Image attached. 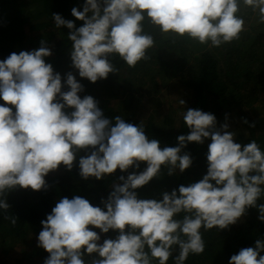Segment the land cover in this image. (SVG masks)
I'll use <instances>...</instances> for the list:
<instances>
[{"label":"clouds","instance_id":"clouds-1","mask_svg":"<svg viewBox=\"0 0 264 264\" xmlns=\"http://www.w3.org/2000/svg\"><path fill=\"white\" fill-rule=\"evenodd\" d=\"M243 4L264 23V0ZM239 11V0H84L82 10L71 9L82 26L58 13L52 18L57 28L69 30L71 66L80 78L96 83L118 73L112 54L132 68L149 59L147 50L155 42L144 32L146 18L164 34L219 47L245 31ZM51 55L42 40L38 49L13 52L0 61V209L10 208L7 193L17 186L46 189L45 177L61 166L71 171L77 163L84 180H101L117 169L133 171L118 177L120 182L101 200L103 208L81 196L55 204L41 220L37 237L49 254L44 264H86L85 256L93 253L90 264H152L153 259L167 264L177 248L175 264H184L190 254L204 252L202 228L228 229L249 208H256L257 219L264 222V204H257L264 194V151L256 141L236 143L227 123L217 128L214 114L189 108L182 113L189 133L177 137V146L161 148L142 124L127 123L120 115L110 120L93 96L81 98L84 86L72 72L62 83L61 74L45 61ZM208 139L202 179L164 191L159 200L138 198L136 190L157 178L162 166L169 176L190 168L192 157L182 150ZM82 150L86 154L77 162ZM141 162L146 167L138 171ZM5 219L13 226L17 222L15 216ZM110 230L116 237L100 243L101 234ZM262 252L264 240L256 239L254 247L241 248L228 264H264Z\"/></svg>","mask_w":264,"mask_h":264},{"label":"trees","instance_id":"trees-1","mask_svg":"<svg viewBox=\"0 0 264 264\" xmlns=\"http://www.w3.org/2000/svg\"><path fill=\"white\" fill-rule=\"evenodd\" d=\"M27 1L29 0H0V61L13 52L19 54L21 51L38 49L43 40L52 52L45 61L53 66L54 72L61 74L62 83L65 74L72 72L84 86V91L78 93L81 98L85 95L93 96L99 102L98 107L104 116L110 120L120 115L127 123L142 124L147 137L157 139L161 148L177 146V137L189 133L182 113L191 108L214 114L217 128L226 122L229 125L228 130L235 133L234 142L244 145L256 141L264 151V115H254L249 110L257 99L264 101V97L260 99V92L256 89L264 92V23L255 22L259 20L258 12L245 5L240 7L237 15L245 21V31L241 33L240 39L224 43L225 49L219 52L215 51L216 47H205L208 44L198 46L203 50L198 52L182 73H175L171 67L176 65L177 61L178 66L187 64L189 52L186 49L187 55L183 56L181 53H184L185 47L182 45L191 39L171 33L164 34L146 18L143 21L144 32L152 35L155 42L154 46L147 50L149 59L141 60L132 68L118 54H112L110 59L118 73H110L107 79L91 83L86 78H80L78 70L71 66L72 42L68 39L69 30L65 27L57 28L52 18L53 13H58L64 19L74 21L76 27L82 26L83 22L71 15V9L77 7L82 10L84 0H33L34 9L30 8L32 4L25 6ZM173 49L178 51L177 54L180 52L183 58L171 51ZM169 56L171 60H177L171 67H163ZM181 59L184 60L183 63ZM172 73L174 78L166 83L167 88L180 86L185 92L184 95L188 96L185 105L168 107L169 105L160 101L159 106H167L166 109L158 111L161 121L144 118L138 110L140 105L137 98H140L142 103L144 93L154 94ZM62 90L67 91V88ZM0 104L4 102L0 100ZM245 120L247 123H244ZM252 124L254 127H250ZM210 142L205 141L202 145L188 143L182 152L190 153L193 160L191 167L183 173L177 170L169 176L167 168L162 166L161 174L157 178L136 190L138 198L159 200L164 191L170 192L181 184L188 185L202 179L207 171L206 155ZM85 154L83 150L77 153V162L79 157ZM145 167L146 163L141 162L138 171H143ZM131 171L133 169L121 173L117 169L114 174L106 175L101 180H84L79 175L77 163H74L71 171L61 166L58 170L50 172L45 177L46 189L33 191L17 186L7 193L6 199L10 208L7 211L0 209V237L4 236L12 243L23 244L29 236L42 230L41 220L46 219L55 204L64 197L71 199L81 196L93 206L103 208L101 200L107 198L114 183L120 182L118 177H126ZM261 187L264 188V185ZM257 204H264V194ZM183 215L181 213L177 218L180 219ZM258 215L256 208H249L246 214L228 229L202 228L200 231L205 242L204 252L199 255L190 254L184 264H228L229 258L241 248L254 247L256 239L264 240V222L257 219ZM6 216L17 217L16 224L13 226L10 220L5 219ZM92 230L99 233V229ZM116 235L112 230L101 234L100 243L106 238L114 239ZM4 254L7 255L0 253V264H9L5 261L7 256H3ZM10 254L8 256H12ZM40 254L44 264L49 254L43 248H40ZM178 254L177 248L167 264H175ZM261 255H264V252ZM31 256L32 252L23 259L27 261ZM95 256V253L86 255V264H90V260ZM152 264H158V260L153 259Z\"/></svg>","mask_w":264,"mask_h":264},{"label":"rangeland","instance_id":"rangeland-1","mask_svg":"<svg viewBox=\"0 0 264 264\" xmlns=\"http://www.w3.org/2000/svg\"><path fill=\"white\" fill-rule=\"evenodd\" d=\"M27 2L28 3H26L25 6L30 5V4L34 3L35 1L29 0ZM243 5H244L243 0H241L240 7L243 8ZM25 6H24V8H25ZM30 8L34 9L35 4H32ZM257 21H259V20H255V22H257ZM200 45H202V44H199L198 42H196L192 39L189 42H185L182 45L185 47V50H184V53H181V54L183 56L187 55V53H185L186 49H187V52H189L188 54L190 57H189L188 61L186 62L187 64H183L182 66H178L177 65L178 61H177L176 65H173V67H171L172 64L175 63V60H177V59L171 60L170 59L171 55H170L169 60L163 65V67L170 66L171 69L174 70L175 73L184 72L185 69L187 68V66L190 65V63L193 61V59H195V56L198 54V52L203 50L202 48L200 49L198 47ZM205 47L208 48V47H212V46L209 43L208 45H205ZM222 49H225L223 44L219 47H216L215 51L219 52ZM171 51H175L176 55H180V52L177 54L178 51L175 49H173ZM179 58H183V57L180 55ZM166 59H168V58H166ZM180 61H182L181 63H183L184 60L181 59ZM173 78H174V76L172 73V76L170 78H166L167 82H165V84H163L162 86L160 85L157 88V91L154 92V94L148 95V94L142 92L145 95V96H143V98H141L142 103L140 102V98H137L138 103L140 105V108L138 110L144 118H153L156 122H160L161 117L158 113V111H160V109L161 110L166 109V107L168 105H169L168 107H176L177 105H181V106L185 105V104L184 105L180 104V100L182 99L186 103V99L188 96H187V94L184 95L185 92H183V90L181 89L180 86H177L180 89L177 87H175V88H169L168 87L167 88L166 83H169ZM256 89L260 92V94H258L259 96H261L260 99H263L264 96H262V94H264V92H261L259 88H256ZM140 93H141V90H140ZM160 101L167 106L166 107L159 106ZM263 104H264V101L261 102L257 99L256 102L253 104V106L249 107L250 113L254 114V115H261V116L264 115V105ZM205 141H210V139L205 140ZM38 234H39V231H37L35 234L29 236L27 239H25V242L23 244H20L18 242L12 243L11 241H9L8 238L1 236L0 237V253H7V255L6 254L3 255V256H7L5 258V261L9 264H14V263L15 264L16 263L17 264H27V263H29V264H43V260L41 258V254H40V248L41 247L38 246V241H37ZM31 252H32V256L29 258V260L25 261L23 258ZM10 253L12 254V256H8V254H10Z\"/></svg>","mask_w":264,"mask_h":264}]
</instances>
